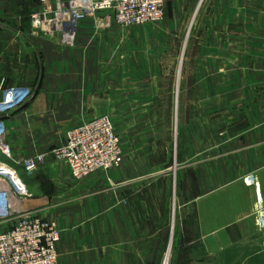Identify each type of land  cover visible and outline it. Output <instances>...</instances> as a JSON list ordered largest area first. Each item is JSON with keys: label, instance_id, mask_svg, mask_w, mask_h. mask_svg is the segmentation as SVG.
I'll list each match as a JSON object with an SVG mask.
<instances>
[{"label": "rangeland", "instance_id": "1", "mask_svg": "<svg viewBox=\"0 0 264 264\" xmlns=\"http://www.w3.org/2000/svg\"><path fill=\"white\" fill-rule=\"evenodd\" d=\"M35 5V0H4L0 10L27 21ZM163 10L159 18L131 25L113 21L105 26L85 17L76 23L73 36L50 39L63 52L54 51L43 65L45 77L30 87L53 92L38 97L29 109L34 94L17 112L21 121L14 122L10 136L8 130L17 159L41 158L30 174L17 168L19 177L34 198H46L35 211L54 221L60 232L74 228L72 221L86 235L92 231L88 227L99 226L95 219L109 214L110 192L117 204L132 205L140 229L152 225L150 215L158 217V205L164 217L167 203L168 245L162 249L143 240L146 254L118 257L116 264H264V216H257L264 193L258 178L257 187L250 183L254 173L243 181L256 192L258 257L232 253L218 259L206 255L198 240L195 255L170 247L178 218L175 202L185 197L183 182L187 185L188 177L195 176H190V166L194 170L196 160L222 152L247 121H261L264 135V0H164ZM2 18L12 27L17 22ZM102 117L119 142V159L76 177L55 150L65 144L69 131ZM206 141L212 149L209 145L206 150ZM174 176L182 192L177 198L170 192L165 201L164 186H171ZM128 186L131 190L125 191ZM139 232L145 235L143 229ZM71 259L75 262L76 256L68 255L67 262ZM79 261L91 264L90 257Z\"/></svg>", "mask_w": 264, "mask_h": 264}, {"label": "crops", "instance_id": "2", "mask_svg": "<svg viewBox=\"0 0 264 264\" xmlns=\"http://www.w3.org/2000/svg\"><path fill=\"white\" fill-rule=\"evenodd\" d=\"M35 1L37 7L39 1ZM36 7L35 9L38 8ZM19 15L16 12L4 15L2 9L0 10V76H6L7 80L15 81L18 85L33 86L37 84L38 79L45 77L46 70L43 65L49 62L48 59L52 58L54 51L63 52L62 45L50 43L49 38L33 30L29 24L30 19L21 21ZM2 17L17 21V25L12 27L5 24ZM52 92L53 89L49 88L37 91L35 89L37 98L29 109L36 106L38 97L50 95ZM18 111L19 109L6 118L9 140L12 125L15 121H21ZM247 122L248 125L242 134L233 139V142H226L227 147L222 146V152L215 156L211 153L210 157L206 155L205 158L195 161L194 170L191 166L188 169L190 176H193V172L195 176L188 177L187 185L183 182V186L187 188H184L185 197L183 200L178 197L175 202V214H178V218L174 220L171 249L175 247L177 252L183 255H195L198 240L203 243L206 255L218 259L232 253L259 256L260 233L253 214L256 192L244 183L243 177L254 173L264 193V135L260 131L261 121ZM209 145L212 149V142L206 141V150ZM28 178L30 183L31 177ZM180 186L174 176L172 185L164 186V200L166 201L170 192L177 198L176 195L181 191ZM129 187L131 186L125 187L124 190H131ZM109 195V214L97 217L95 220L100 225L88 227L92 231L87 235L86 231L82 233L79 229L78 221L71 222L75 224L74 228L70 226L61 229V241L58 244L60 264H81L79 259L82 256L90 257L91 264H109L110 260L112 264H116L118 257L125 259L126 255L139 256L144 253L143 248L148 250L147 245H142L143 240H153L162 249L166 243L168 245L170 236L166 227V202L164 217L161 215L162 207L158 205V217L155 215L154 219L150 215L152 225L142 228L145 234L142 236L139 232L142 229L134 223L132 205L127 202L117 204L113 200L114 193L110 192ZM45 199L34 198L31 194L20 201L18 208L37 211ZM7 226L8 222L3 223L0 230ZM175 239H178L177 243ZM68 255L76 256V261L71 259L67 262Z\"/></svg>", "mask_w": 264, "mask_h": 264}, {"label": "built area", "instance_id": "3", "mask_svg": "<svg viewBox=\"0 0 264 264\" xmlns=\"http://www.w3.org/2000/svg\"><path fill=\"white\" fill-rule=\"evenodd\" d=\"M4 0H0V6ZM30 19L33 30L49 39L63 41L85 17L100 19L105 26L116 21L121 25L144 23L163 14L164 0H38ZM101 15V16H100ZM34 96L28 85H9L0 76V264H57L61 232L55 222L42 218L35 210L19 209L20 201L30 197L17 168L30 174L37 169L38 156L17 159L7 139L6 118ZM120 147L105 118L72 129L65 144L55 150L72 173L82 174L117 163ZM257 187V177L249 176ZM257 216H264L262 198H258Z\"/></svg>", "mask_w": 264, "mask_h": 264}, {"label": "bare ground", "instance_id": "4", "mask_svg": "<svg viewBox=\"0 0 264 264\" xmlns=\"http://www.w3.org/2000/svg\"><path fill=\"white\" fill-rule=\"evenodd\" d=\"M98 20H100V19H98ZM102 22V21H101ZM73 36V35H72ZM52 222H54V221H52Z\"/></svg>", "mask_w": 264, "mask_h": 264}]
</instances>
